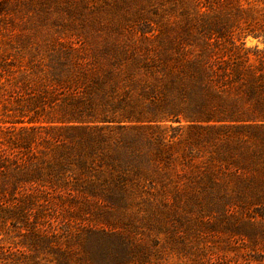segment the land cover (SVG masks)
I'll return each mask as SVG.
<instances>
[{"label": "trees", "instance_id": "obj_1", "mask_svg": "<svg viewBox=\"0 0 264 264\" xmlns=\"http://www.w3.org/2000/svg\"><path fill=\"white\" fill-rule=\"evenodd\" d=\"M224 1L208 0V42L198 51L163 41L69 44L47 60L26 48L2 59L14 106H4L9 125L0 126V225L28 228L21 235L33 257L148 262L128 223L89 228L63 249L32 212L57 201L145 206L159 224L163 208L181 203L264 206V49L236 43L231 17L252 10L231 12ZM248 34L264 43V30Z\"/></svg>", "mask_w": 264, "mask_h": 264}, {"label": "rangeland", "instance_id": "obj_2", "mask_svg": "<svg viewBox=\"0 0 264 264\" xmlns=\"http://www.w3.org/2000/svg\"><path fill=\"white\" fill-rule=\"evenodd\" d=\"M238 5L250 8L252 18L231 17V37L240 38L236 43L243 42L246 48L264 49L262 38L248 34L252 29L264 30V0L223 2L231 12ZM208 24V0H0V62L13 60L10 53L21 48L47 60L52 50L69 44L89 49L116 43L143 48L163 41L186 51L195 46L198 51L208 42ZM28 59L26 53L23 60ZM0 74L3 126L9 125L2 123L9 120L3 114L4 106L12 108L14 102L9 97L12 93L3 95L9 73L0 70ZM147 209L130 206L125 211L57 201L32 212L44 223L43 229L57 233L63 249L66 242L77 246L89 228L121 229L128 223L125 233L144 249L146 264H264L262 205L181 203L163 208L160 224L148 217ZM22 233L28 235V228L20 233L18 228L0 225V264H56L50 255L33 257L23 245ZM139 260L134 254L130 264Z\"/></svg>", "mask_w": 264, "mask_h": 264}]
</instances>
